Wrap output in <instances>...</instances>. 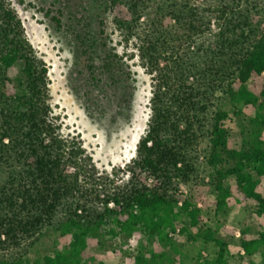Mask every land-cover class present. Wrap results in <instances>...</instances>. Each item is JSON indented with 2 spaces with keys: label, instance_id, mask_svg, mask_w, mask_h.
I'll return each instance as SVG.
<instances>
[{
  "label": "trees",
  "instance_id": "obj_1",
  "mask_svg": "<svg viewBox=\"0 0 264 264\" xmlns=\"http://www.w3.org/2000/svg\"><path fill=\"white\" fill-rule=\"evenodd\" d=\"M104 5L154 80L148 128L120 183L97 174L80 143L60 135L50 116L45 63L16 12L0 0V264H105L96 251L117 230L141 231L161 246L141 247L136 264H173L170 248H162L172 239L163 232L181 216L189 241L216 245L213 264H258L257 254L264 264V0ZM88 48L92 64L98 59L94 66L107 71L93 38ZM17 61L23 91L9 93L8 70ZM217 92L229 97L231 108L219 106ZM233 122L241 137L230 144ZM200 132L209 137L205 188H213L216 214L243 203L246 220L256 222L254 235L241 231L244 252L237 257L216 229L200 225L201 192H177L197 172ZM142 172L157 182L146 186L138 180ZM24 245L26 255L18 252Z\"/></svg>",
  "mask_w": 264,
  "mask_h": 264
},
{
  "label": "rangeland",
  "instance_id": "obj_2",
  "mask_svg": "<svg viewBox=\"0 0 264 264\" xmlns=\"http://www.w3.org/2000/svg\"><path fill=\"white\" fill-rule=\"evenodd\" d=\"M17 14L27 41L35 55L47 68L48 104L50 116L59 127L60 135L78 141L88 155L97 174L107 175L120 183L128 177L126 165L135 156L138 140L146 133L150 118V98L154 80L138 58L132 40L125 41L116 28L113 14L105 0H4ZM203 2V0H195ZM216 31V22L211 20ZM82 38V39H81ZM96 42L100 59L109 62L107 71L96 68L98 59L91 62L88 39ZM99 67V66H98ZM21 62L8 70L9 93H21L23 85L17 80ZM216 102L224 109L231 108V101L219 92ZM230 144L240 139L237 123L229 126ZM209 147L206 132L199 133L195 163L197 172L187 183L179 182L177 192L188 195L192 189L200 198V225L217 230V236L227 243L229 251L242 254L240 236L243 229L254 235L257 229L253 219L246 220L243 203H234L225 215H217L212 205L213 188H205L209 181L205 155ZM72 171V168H70ZM138 180L146 186L157 181L142 172ZM112 206V203H110ZM177 210V208H176ZM186 220L181 216L175 227H167L164 234L172 239L169 256L173 264H213L217 247L211 241H189L181 231ZM141 231L126 236L117 230L107 234L103 247L96 251L105 264H136L139 249L161 247L154 239ZM26 246L18 252L26 255ZM15 254L16 251H9ZM1 256V252H0ZM256 263L259 255L254 256Z\"/></svg>",
  "mask_w": 264,
  "mask_h": 264
}]
</instances>
